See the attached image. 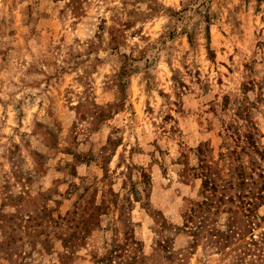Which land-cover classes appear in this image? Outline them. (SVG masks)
<instances>
[{
    "label": "rangeland",
    "instance_id": "1",
    "mask_svg": "<svg viewBox=\"0 0 264 264\" xmlns=\"http://www.w3.org/2000/svg\"><path fill=\"white\" fill-rule=\"evenodd\" d=\"M246 130L264 150V0H0V264H264V198L226 245L238 202L185 223Z\"/></svg>",
    "mask_w": 264,
    "mask_h": 264
},
{
    "label": "trees",
    "instance_id": "2",
    "mask_svg": "<svg viewBox=\"0 0 264 264\" xmlns=\"http://www.w3.org/2000/svg\"><path fill=\"white\" fill-rule=\"evenodd\" d=\"M262 87V86H261ZM260 87V88H261ZM236 136L233 134H227L233 140L234 146L228 149V158H232L230 161V166L227 172H224L223 167H218L217 161H213V167L210 164L203 163L200 165L201 169L197 171V177L201 179V193L204 195V199L201 202H195V208L190 209L186 214L185 223H191L194 219L203 217L202 222L208 216L210 212V205L212 199L209 198V194L213 193V213L216 214L218 208L223 204H230L233 202H238V204L228 206L226 209H222V212L230 214L228 221L226 222V228H220L213 226V237L217 240L218 243L222 245L228 244L233 235V228H235L234 223L238 221L239 218H235L232 214L237 213V208L242 210H248L250 205H255L256 202L253 199H263L264 198V165L261 166L253 157L248 159V161H242L241 153H246L247 148H251L256 154L259 155L260 159L264 160V150H260L257 147V143L254 139V134L252 131H244L242 133H236ZM221 158H226L227 154L223 152L220 153ZM204 169V170H203ZM256 177L262 179V184L260 185L258 193L256 195L252 193L251 186L256 183ZM230 190H233L232 192ZM209 200V201H208ZM92 207L94 205H91ZM98 208L96 205L95 209ZM91 209L89 215H85L83 218V227L86 229L90 224L95 222L96 215L92 212ZM246 215V214H245ZM94 220V221H93ZM187 225V224H185ZM202 226V223H199L194 227L192 234L194 236L198 235V227ZM114 248H111L108 254H105L102 258L106 261L110 260Z\"/></svg>",
    "mask_w": 264,
    "mask_h": 264
}]
</instances>
